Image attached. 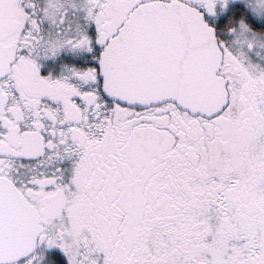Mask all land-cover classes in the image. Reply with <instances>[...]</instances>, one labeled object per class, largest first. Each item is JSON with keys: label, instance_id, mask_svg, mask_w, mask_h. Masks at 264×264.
Segmentation results:
<instances>
[{"label": "snow or ice", "instance_id": "snow-or-ice-1", "mask_svg": "<svg viewBox=\"0 0 264 264\" xmlns=\"http://www.w3.org/2000/svg\"><path fill=\"white\" fill-rule=\"evenodd\" d=\"M0 264H264V0H0Z\"/></svg>", "mask_w": 264, "mask_h": 264}, {"label": "flooded vegetation", "instance_id": "flooded-vegetation-1", "mask_svg": "<svg viewBox=\"0 0 264 264\" xmlns=\"http://www.w3.org/2000/svg\"><path fill=\"white\" fill-rule=\"evenodd\" d=\"M57 254H59V253H57Z\"/></svg>", "mask_w": 264, "mask_h": 264}]
</instances>
